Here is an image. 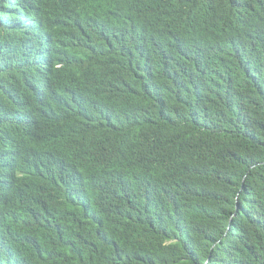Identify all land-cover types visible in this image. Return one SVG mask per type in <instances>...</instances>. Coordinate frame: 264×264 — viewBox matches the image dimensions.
I'll list each match as a JSON object with an SVG mask.
<instances>
[{"label": "trees", "instance_id": "16d2710c", "mask_svg": "<svg viewBox=\"0 0 264 264\" xmlns=\"http://www.w3.org/2000/svg\"><path fill=\"white\" fill-rule=\"evenodd\" d=\"M114 3L122 78L49 2L0 24V264H264V0Z\"/></svg>", "mask_w": 264, "mask_h": 264}, {"label": "clouds", "instance_id": "9594fccd", "mask_svg": "<svg viewBox=\"0 0 264 264\" xmlns=\"http://www.w3.org/2000/svg\"><path fill=\"white\" fill-rule=\"evenodd\" d=\"M5 6L0 11V24L10 22L15 26H27L30 24L29 18L36 20L37 17H47L43 13L41 7L46 3H51L52 8H57L71 16L76 30L86 36L92 43H101L112 49L109 62L114 66V74L119 78L124 77L122 68L127 65L128 54L126 48L118 43L120 38L126 34L127 29L136 28V19L126 10L115 6L114 0H110L111 8L117 13L115 30L116 35L96 34L87 35L86 26L88 25L91 15L86 8V0H4ZM27 18V19H26ZM11 52L19 56V63L29 72L31 71V63L24 61L21 55L15 51L11 45ZM6 64H10L12 59L7 56ZM74 77V67L71 64H65L60 67L56 77L54 78V87L58 96H64L63 91L71 92L68 80ZM19 116L22 123L25 124L24 108L21 103H17L11 107ZM3 166V161L0 162ZM1 197V192H0Z\"/></svg>", "mask_w": 264, "mask_h": 264}, {"label": "bare ground", "instance_id": "6f19581e", "mask_svg": "<svg viewBox=\"0 0 264 264\" xmlns=\"http://www.w3.org/2000/svg\"><path fill=\"white\" fill-rule=\"evenodd\" d=\"M31 25H37V23H31ZM47 57L44 56V61H43V68L42 69H45V61H46Z\"/></svg>", "mask_w": 264, "mask_h": 264}]
</instances>
